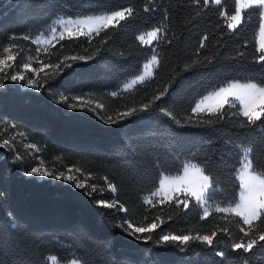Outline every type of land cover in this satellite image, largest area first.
Wrapping results in <instances>:
<instances>
[{
  "label": "trees",
  "instance_id": "obj_1",
  "mask_svg": "<svg viewBox=\"0 0 264 264\" xmlns=\"http://www.w3.org/2000/svg\"><path fill=\"white\" fill-rule=\"evenodd\" d=\"M129 6L135 10L131 18L102 30L91 43L83 37L75 42L65 39L39 52L32 43L59 17L103 14ZM234 7V0H222L219 6L209 0L207 7L203 0L199 4L194 0H0V45H16L13 55L18 65L27 57L33 67H39L41 61L61 62L65 56L92 57L67 61L72 67L54 77V70L46 68L47 78L44 73L35 78L39 88L9 78L1 81L0 129L14 125L26 134L28 143L37 146V156L49 171L79 168L89 184L105 187L102 198L118 200L128 209L124 213L100 206L94 197L55 177L29 176L28 171L38 162L25 156L17 160L13 149L0 147V264H44L49 255L56 256L59 263L78 258L82 264H221L222 260L242 264L230 250L240 235L233 223L227 224L233 235L218 232L213 247L192 243L181 251L157 242L162 234H209L217 224H225L220 220L222 214L201 220L193 203L185 210L167 202L145 201L159 188L163 174H180L181 164L205 158L210 159V173L219 181L221 191L215 201L233 200L237 188L232 169L239 160L233 142L244 145L254 139V163L264 166V138L259 130L250 134V129L237 126L241 118L231 115L208 124L205 114L190 111L198 98L227 81L264 86V62L259 61L264 53L258 43L262 19L247 11L237 31L229 33L220 9L232 14ZM157 26L166 34H161L158 44L153 42L159 60L153 77L130 92L111 96L141 74L153 52L152 46L142 45L136 37ZM204 35L208 36L205 47L197 51ZM24 36L29 39H22ZM106 37L107 42L101 43ZM195 61L204 64L184 67ZM165 85L168 94L151 103L149 110L114 124L105 123L91 111L69 109L57 102L61 93L84 96L103 103L105 108L97 111L115 119L118 111L152 101ZM161 108L172 112L180 124ZM189 116L191 123L187 122ZM105 176L116 192L106 188ZM125 217L134 227L147 226L156 217L164 223L151 233V240L136 239L122 231ZM234 219L226 215L227 221ZM218 251L225 256H218ZM253 251L255 255L246 254L250 257L247 264H264V250Z\"/></svg>",
  "mask_w": 264,
  "mask_h": 264
},
{
  "label": "snow or ice",
  "instance_id": "obj_2",
  "mask_svg": "<svg viewBox=\"0 0 264 264\" xmlns=\"http://www.w3.org/2000/svg\"><path fill=\"white\" fill-rule=\"evenodd\" d=\"M195 3L199 4L201 0H194ZM215 5H221V0H211ZM209 0H203L204 7H207ZM235 7L232 9V14H228L223 8L220 9V16L226 24V30L229 33H235L242 21L244 20L247 11L256 12L259 17L264 20V0H234ZM149 7L146 5L144 11H149ZM134 9L129 6L126 8L113 10L103 14L88 15L84 18L75 19H64L63 17L58 18L56 23L62 25V30H57L56 27L50 26L49 37L44 38L43 34L38 35L32 40V43L38 44L42 41L44 45L52 44L53 41L59 42L65 39L70 41H79L81 37L84 38L85 42L91 43V39L94 36H99L101 31H107V29L116 28L120 25V22L126 21L131 18L134 14ZM166 34L165 29L157 26L146 33H142L136 37V39L142 44L147 46H152L153 54L150 60L144 65V68H150L152 66H158V54L155 51V46L153 42L157 44L161 42V34ZM260 34L264 37V23L260 24ZM107 38L103 39L101 43H106ZM178 39V37H175ZM22 39L28 40V36H24ZM208 40V36L204 35L200 39L199 47L197 51L205 47V41ZM172 40H167L168 44H171ZM15 44H9L7 47L0 45V50L4 53H11V49L15 48ZM45 51L47 49L45 48ZM259 51L264 53V41L261 42ZM39 52V48H37ZM243 56V53H240ZM92 57L85 56H65L63 61L58 63L44 64L40 62L39 67H32V64L28 62L31 58L27 57L23 59L19 65L24 70L29 71L35 76H40L44 73L45 78L49 76L48 72H45L46 68H52L54 71L52 73L53 77L64 69L72 67L71 63L67 61L71 60L73 63L77 61H83L85 59H91ZM14 55H7L5 58H0V73H5L6 67H11L8 61H14ZM204 61L211 63L207 57ZM259 61L264 62V54L259 56ZM203 61H195L192 65H185V68L196 67L203 65ZM152 73L148 72L143 75H138L135 79L124 85L125 89H132L134 86L142 84L146 80V76L151 77ZM7 76V73H5ZM4 77H0L3 79ZM7 78L12 81H24L25 75L19 70H15V74L8 76ZM171 83V81H170ZM28 86L32 88H39L37 80L27 78ZM168 94V85H165L163 90L152 97V101L149 103H144L140 108H130L127 111L117 112L116 118L112 116H107L105 118L102 112L97 111V109H104L105 105L103 103H97L95 107H92L90 102H83L84 96H67L60 94V98L57 101L60 104L65 105L66 108L77 110L85 109L87 111L93 112L95 115L99 116L104 120L105 123L114 124L119 120L126 117H130L139 111H147L151 107V103L161 100V98ZM111 96L119 95L118 92L110 93ZM81 102V103H78ZM227 106V110L225 109ZM236 109V111H231ZM166 116L170 117L176 124H180V120L173 116L172 112L161 108ZM193 114H205L208 117L207 123L211 124L213 122H219L225 119L227 116L240 117L238 121V127L241 129H250V134H256L259 130V135L264 138V86H260L257 83L247 82L239 83L233 81H227L223 85L215 86L213 89L209 90L207 94L198 98L194 102V107L190 109ZM215 117V121L211 118ZM188 123L192 122V117L189 116ZM199 123V121H197ZM15 129L14 125L8 126ZM26 134L20 133L21 138H24ZM12 138V137H10ZM2 139V144L0 147H9L11 150V145L9 144V139ZM234 147L239 156L238 166L232 169V181L234 186L237 188L236 197L229 201L225 199L222 202H216L215 197L219 189V181L214 179L209 170L210 159L205 158L199 163L185 162L181 164V169L183 175L175 177L169 180L168 176H162L159 181V188L157 192L152 194V198L159 197L160 203L174 204L176 207L183 206V209H188L189 203H193L194 207L198 209L201 213L199 218L201 220H207L212 217L214 213L222 214L220 216L221 221H226L222 226L217 224L215 228L209 234H201L196 232L195 234H162L158 235L157 242H163L166 245H173L178 247L181 251L186 249L192 243L202 244L208 247L214 246V240L217 237V233H222L224 236L231 237L233 235L232 231L227 226L228 223H233L238 226L239 237L230 244V250L237 253V259L242 260V264H247L250 257L246 254H253L254 249L264 250V166L254 163V151L255 142L254 139L244 145H238L233 142ZM24 148L35 149L37 146L34 143H26L22 145ZM17 160L22 159V156L17 154L15 157ZM33 159H36L33 156ZM197 158L193 155L191 157L192 161ZM40 166L31 167L27 175L38 176V177H53L57 180H62L72 184L76 189L82 190L86 195L94 197V203L100 206L116 209L117 211H122L124 213L128 212L118 200H113L112 202L107 201L102 198V194L105 191V187H98L96 183L89 184L87 179L81 173L79 168L75 169V172L81 174L80 177L73 173L72 168H67L66 171L61 170L58 174L54 171H49L43 167V160H39ZM67 172V174H66ZM91 175V174H89ZM105 181L106 188L111 192H116V187L114 184L108 182L107 177L102 178ZM152 198H149L146 202L152 204ZM227 216H232L235 219L227 221ZM171 219V217H169ZM159 221V223H157ZM164 223L159 217H156L152 222L148 223L147 226H135L132 222L124 218V223L120 225L123 232L128 235L134 236L136 239H147L151 240V233L160 227V224ZM246 226V227H245ZM148 233L147 236L141 237L137 234ZM216 244H219V240H216ZM220 257L225 256L224 251H218L216 253ZM78 258L71 260L70 264H77ZM44 264H58L57 257L54 255H49L45 257ZM221 264H226L224 260Z\"/></svg>",
  "mask_w": 264,
  "mask_h": 264
},
{
  "label": "rangeland",
  "instance_id": "obj_3",
  "mask_svg": "<svg viewBox=\"0 0 264 264\" xmlns=\"http://www.w3.org/2000/svg\"><path fill=\"white\" fill-rule=\"evenodd\" d=\"M221 2H222V0H221ZM88 15H96V14H87V15H79V16H75V17H63V18L64 19L84 18V17H86ZM57 20H58V18L56 20H54L53 23L50 26L56 27L57 30L59 31V30H62V25L56 23ZM262 23H264V20H262ZM50 26L47 27L46 30L44 32L40 33L39 35L43 34V37L44 38H48L49 35H50V33H49ZM35 37L33 39H35ZM262 41H264V37L261 36L260 30H259V32H258L259 48H260V44H261ZM55 42L56 41H53V44ZM35 45L39 48V51H41L42 49L48 48L52 44L44 45L42 43V41H41V42H39L38 44H35ZM13 50L14 49L12 48L11 49V53H4L2 50H0V58H5L9 54L13 55ZM8 64L11 65V67H6L5 68V73H7V76H5V73H0V77H4L3 79H0V82L3 81V80H7L8 79L7 78L8 76L15 74V70H19V71L23 72L24 75H25V80L24 81H16L17 83L23 84L24 82H26V84H27V78H29L30 75H31V78H33V79L36 78V76L34 74H31L29 71H26L22 67H19V65L15 61H8ZM144 65H143V69H142V72H141L140 75L146 74L148 72H151L152 73L151 77L146 76V80H145V82H146L147 80H149V79H151L153 77V73H154V70H155L156 66H152L150 68H144ZM136 77H134L132 79H135ZM132 79H130L128 82H130ZM233 82H238V81H233ZM239 83L243 84L242 82H239ZM124 85L121 88V90L118 92L119 94H124V93L130 92L135 87L138 86V85H136L132 89H125ZM139 85H141V84H139ZM28 87H30V86H28ZM83 102H90L91 105H92V107H95L96 104H97L96 102H93V101H91V99H88V98H84V101ZM78 103H81V102H78ZM0 137H3L4 139H9V144L11 145V149H13L16 154H19L21 156H25V157H27V158H29L31 160H35V161L38 162L36 166H40L39 160H41V159L37 156V152L38 151L36 150V148L35 149H28V148L22 147V145L28 143V141H27V139L25 137L24 138H21L20 133L17 130L12 129L11 127L8 128V127H3L2 126V129H0ZM10 137H12V138H10ZM0 144H2V139H0ZM7 148H9V147H7ZM33 156H35L36 159H33ZM43 167L46 168L44 165H43ZM72 169H73V173L72 174H76L78 176V178H79L81 174L76 173L74 168H72ZM66 174H67V172H66ZM180 175H183V172L180 173V174H176V175H166V174H163L162 176H168L169 180H171V179H174L175 177H178ZM83 176L87 179V182H88V176L85 175V174H83ZM53 177H55V176H53ZM40 178H48V177H40ZM157 191H158V189H156L154 192H157ZM153 193L148 194L145 201H147L149 198H152V194ZM156 201H160V198L159 197L152 198V203H154ZM70 262H68V263H59L58 262V264H70ZM77 264H82V263L78 260L77 261Z\"/></svg>",
  "mask_w": 264,
  "mask_h": 264
}]
</instances>
